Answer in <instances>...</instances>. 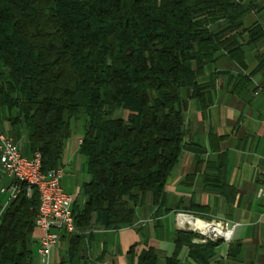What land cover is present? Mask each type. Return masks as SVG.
I'll return each instance as SVG.
<instances>
[{
  "label": "trees",
  "instance_id": "16d2710c",
  "mask_svg": "<svg viewBox=\"0 0 264 264\" xmlns=\"http://www.w3.org/2000/svg\"><path fill=\"white\" fill-rule=\"evenodd\" d=\"M262 8L264 0H0V106L26 129L43 172L61 166L72 121L82 122L88 180L72 205L76 227L130 225L147 193L165 210L164 185L184 147L181 89L202 98L213 80L198 77L219 52L242 66V45L264 35L243 17ZM19 185L0 214V264H33L40 194ZM197 236L177 230L175 246L206 263L222 240ZM141 258L154 264L151 251Z\"/></svg>",
  "mask_w": 264,
  "mask_h": 264
},
{
  "label": "crops",
  "instance_id": "0c3cea01",
  "mask_svg": "<svg viewBox=\"0 0 264 264\" xmlns=\"http://www.w3.org/2000/svg\"><path fill=\"white\" fill-rule=\"evenodd\" d=\"M255 21L264 26V8L248 12L244 26ZM247 40V34L243 36ZM243 65L225 52L204 66L200 82L213 85L202 98L181 89L184 147L164 185L161 212L150 193L135 206L130 225L106 229L94 222L62 233L50 253V264H140L141 254L151 251L154 264H264V35L242 45ZM207 106H203L204 103ZM0 130L11 135L26 156L31 151L26 129L11 126L7 110L0 106ZM82 122L72 121V133L63 142L61 186L83 201L81 186L88 180L79 153ZM10 178L0 166V188ZM0 214L8 203V191ZM194 205L204 206L195 209ZM178 214L206 221L236 223L229 241L214 247L206 263L188 256L186 246L176 249L177 230H189ZM40 231L33 229V264H41L36 249ZM193 242L203 243L198 236ZM146 263L147 261L143 259Z\"/></svg>",
  "mask_w": 264,
  "mask_h": 264
},
{
  "label": "built area",
  "instance_id": "2783aa9c",
  "mask_svg": "<svg viewBox=\"0 0 264 264\" xmlns=\"http://www.w3.org/2000/svg\"><path fill=\"white\" fill-rule=\"evenodd\" d=\"M0 166L3 175L10 178L9 184L0 188L1 192L8 191V200L12 198L21 182L27 185V195L29 194V182H36L40 187L41 199H39L34 219V227L40 231L36 252L41 264H50V253L58 243L60 235L62 233L72 234L76 231L72 209L74 196L61 186L62 166L43 172L40 154L34 152L29 157L24 155L18 142L11 135L1 130ZM182 216L178 214L179 223H187L182 220ZM188 217L192 220L205 221L207 225L215 228L210 231L204 227L187 223L196 228L198 240L201 242L216 239L229 241L236 226V223L228 224L220 221H206L194 216Z\"/></svg>",
  "mask_w": 264,
  "mask_h": 264
},
{
  "label": "bare ground",
  "instance_id": "6f19581e",
  "mask_svg": "<svg viewBox=\"0 0 264 264\" xmlns=\"http://www.w3.org/2000/svg\"><path fill=\"white\" fill-rule=\"evenodd\" d=\"M33 188H36L38 190V192L40 194V199H41V189H40V187L38 186V184L36 182H29V194L27 196L31 195V192H32ZM26 192H27V190H26ZM19 193H21L20 192V186L17 187V189L13 193L11 199L17 197V195ZM181 218H182L183 221L185 220L190 225H196L197 227H204L205 229L210 230V231L215 229V228H212V226L207 225L205 221L192 220L190 217H183V216ZM190 228L193 230V232L196 233V228H194L192 226H190Z\"/></svg>",
  "mask_w": 264,
  "mask_h": 264
},
{
  "label": "rangeland",
  "instance_id": "374dc122",
  "mask_svg": "<svg viewBox=\"0 0 264 264\" xmlns=\"http://www.w3.org/2000/svg\"><path fill=\"white\" fill-rule=\"evenodd\" d=\"M7 194H0V204L4 203V198L6 197Z\"/></svg>",
  "mask_w": 264,
  "mask_h": 264
},
{
  "label": "water",
  "instance_id": "95a60500",
  "mask_svg": "<svg viewBox=\"0 0 264 264\" xmlns=\"http://www.w3.org/2000/svg\"><path fill=\"white\" fill-rule=\"evenodd\" d=\"M190 231H193L191 228L189 229Z\"/></svg>",
  "mask_w": 264,
  "mask_h": 264
}]
</instances>
